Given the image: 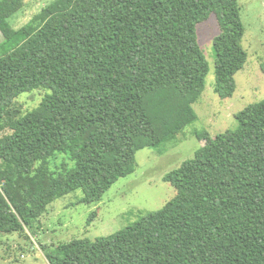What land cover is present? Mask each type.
Masks as SVG:
<instances>
[{
    "label": "trees",
    "instance_id": "trees-1",
    "mask_svg": "<svg viewBox=\"0 0 264 264\" xmlns=\"http://www.w3.org/2000/svg\"><path fill=\"white\" fill-rule=\"evenodd\" d=\"M23 7L0 0V236L76 190L100 201L136 151L180 141L209 71L196 26L211 13L220 98L247 60L238 0H53L15 29ZM38 88L49 92L23 112L16 98ZM235 117L233 130L195 133L194 156L163 176L176 189L163 207L59 244L48 263L264 264V99ZM57 153L69 162L51 168Z\"/></svg>",
    "mask_w": 264,
    "mask_h": 264
},
{
    "label": "rangeland",
    "instance_id": "rangeland-1",
    "mask_svg": "<svg viewBox=\"0 0 264 264\" xmlns=\"http://www.w3.org/2000/svg\"><path fill=\"white\" fill-rule=\"evenodd\" d=\"M53 0H24V7L9 19L13 28L26 24ZM245 27L242 45L247 60L236 72L235 92L220 98L213 90L215 53L213 39L219 33L215 13L196 26L197 42L209 65L205 87L192 104L197 115L187 125L178 142H167L158 147H145L135 153V170L120 177L95 203L81 201V190L63 195L48 206L24 232L0 236V264H49L47 257L55 253L57 245L72 239L94 240L109 235L137 220L147 212L160 209L171 199L176 189L163 176L194 156L200 147L196 132L207 131L215 136L238 126L235 114L246 106L264 99V0H238ZM0 34V41L2 40ZM49 91L44 88L23 92L17 98L23 112L36 107ZM69 160L57 153L51 168ZM94 216L91 218V215ZM27 234L30 236H27Z\"/></svg>",
    "mask_w": 264,
    "mask_h": 264
}]
</instances>
